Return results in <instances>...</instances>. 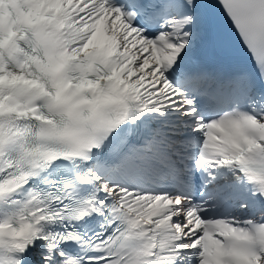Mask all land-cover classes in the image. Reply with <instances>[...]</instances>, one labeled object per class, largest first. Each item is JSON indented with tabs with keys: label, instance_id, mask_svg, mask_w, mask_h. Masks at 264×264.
I'll use <instances>...</instances> for the list:
<instances>
[{
	"label": "snow or ice",
	"instance_id": "1",
	"mask_svg": "<svg viewBox=\"0 0 264 264\" xmlns=\"http://www.w3.org/2000/svg\"><path fill=\"white\" fill-rule=\"evenodd\" d=\"M0 264H264V0H0Z\"/></svg>",
	"mask_w": 264,
	"mask_h": 264
}]
</instances>
